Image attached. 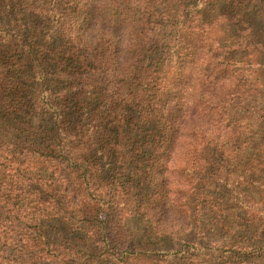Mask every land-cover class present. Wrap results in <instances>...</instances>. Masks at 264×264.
I'll return each mask as SVG.
<instances>
[{
  "label": "trees",
  "instance_id": "1",
  "mask_svg": "<svg viewBox=\"0 0 264 264\" xmlns=\"http://www.w3.org/2000/svg\"><path fill=\"white\" fill-rule=\"evenodd\" d=\"M159 1L0 0V127L31 139L34 118L50 123L26 154L0 155L9 178L0 182V264H52L78 255L48 237L46 223L57 216L82 224L101 252L123 250L124 263L129 253L169 264L122 233V216L153 200L186 225L183 199L198 190L204 166L189 170L184 183L167 178L171 163L209 161V148L242 160L257 145L264 30H254L263 24L251 20L264 16V0H185L181 10L164 12ZM136 125L149 127L143 138L152 141V197L138 201L125 192L106 208L103 198H116L130 159L147 147L124 143L133 138L122 131ZM257 146L264 151V140ZM241 213L240 228L257 240L236 252L239 261L264 260V208L244 203Z\"/></svg>",
  "mask_w": 264,
  "mask_h": 264
},
{
  "label": "rangeland",
  "instance_id": "2",
  "mask_svg": "<svg viewBox=\"0 0 264 264\" xmlns=\"http://www.w3.org/2000/svg\"><path fill=\"white\" fill-rule=\"evenodd\" d=\"M184 2L185 0L183 2L160 0L158 7L161 12L170 8L181 10ZM211 8L212 6H207L204 9L206 19L212 15ZM255 10L258 11V8ZM230 12H234V9H230ZM260 15V12L254 14L251 20L256 26L263 24L262 27H256L254 30H264V16ZM33 23L41 29L46 26L40 19H34ZM248 74L253 77L251 72ZM260 80L262 90L264 89V76ZM49 128L50 123L45 118L36 117L33 119L31 139H26L23 135L14 134L16 130L0 127V136H2L0 137V155L5 153H13L15 156L21 153L26 154V148L29 145L33 148L34 144L40 142ZM148 128L136 125L135 130L122 131L124 138L129 136L133 138L131 141L127 138L124 141L126 145L146 142L147 147L140 155H133L130 159L122 186L118 190L119 194L115 196L116 198L112 196V193L110 197H104L102 200L104 207L108 208L112 202L118 203V196H122L125 192H130L134 197L137 196L138 201L152 197L150 195L152 188H150L147 176L152 141L143 138L149 134ZM253 130L255 134H252V142L261 145L264 140V120L258 122L257 126L254 125ZM246 145L248 144L244 143L243 147ZM255 147L251 146L242 160L237 158V154L232 159H225L220 152L212 148L207 149L204 155L210 162L196 160L191 163L189 160L176 158V161L173 160L175 162L171 163V176L167 177L170 181L185 183L189 180V170L195 171L198 167L204 166V169L199 171L198 190L190 200L183 199V204L186 202L190 209V218L184 221L186 225H182L181 222L177 223L176 220L180 217L174 216L173 218V213L167 212L169 209L167 206L157 207L156 203L151 200L152 206L147 208L143 204L141 209L131 215L125 213L122 216L120 222L122 233L130 234L138 247L160 258L165 257L164 260H169V264H241L240 255L236 252L247 249L257 240V233L246 231L239 226L243 216L242 205L247 203L264 208V155L261 153L264 151L261 149L262 146H257L256 151L259 156L256 155L253 158ZM8 179L0 161V182L1 180L8 181ZM112 216L114 217L113 222L119 226L118 218L115 215ZM165 224L171 227L166 228ZM81 226L82 224L78 225L72 219L62 216H57L46 223V233L52 241L80 252L71 259L55 260L52 264H158L152 259L150 261L142 257L135 259L136 257H131L129 253H127L128 257L132 260L124 263L126 258L123 256V250L115 251L111 255L103 253L100 251L101 246L87 238ZM110 231L113 233V225L110 226ZM248 264H264V260L257 259Z\"/></svg>",
  "mask_w": 264,
  "mask_h": 264
}]
</instances>
